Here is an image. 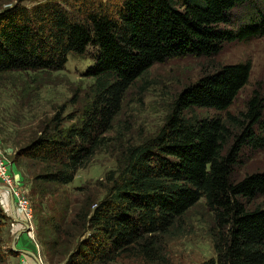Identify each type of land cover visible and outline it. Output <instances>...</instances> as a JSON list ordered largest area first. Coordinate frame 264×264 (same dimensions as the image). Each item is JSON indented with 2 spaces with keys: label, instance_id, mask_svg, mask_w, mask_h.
Segmentation results:
<instances>
[{
  "label": "trees",
  "instance_id": "obj_1",
  "mask_svg": "<svg viewBox=\"0 0 264 264\" xmlns=\"http://www.w3.org/2000/svg\"><path fill=\"white\" fill-rule=\"evenodd\" d=\"M257 3L43 0L1 11L0 74L60 72L71 54L94 51L86 72L93 80L88 103L67 117L65 110L57 113L17 158L43 166L36 180L71 184L95 155L122 143L125 136L109 134L126 94L154 65L188 55L212 60L227 43L264 37V11ZM238 8L249 15L236 24L231 14ZM251 74V62L228 64L186 86L154 136L122 145L102 200L92 205L86 199L71 221L67 209L47 220L57 235L48 244V256L67 255L71 247L66 264H109L120 258L167 264L168 239L203 200L215 222L216 256L202 264H264V207L250 208L264 196V172L234 178L245 151L264 150V93L255 90L244 110L229 111ZM196 109L218 115L199 117ZM9 221L0 205V264L13 255L4 248ZM85 234L76 246L66 240Z\"/></svg>",
  "mask_w": 264,
  "mask_h": 264
},
{
  "label": "rangeland",
  "instance_id": "obj_2",
  "mask_svg": "<svg viewBox=\"0 0 264 264\" xmlns=\"http://www.w3.org/2000/svg\"><path fill=\"white\" fill-rule=\"evenodd\" d=\"M41 1L3 0L0 12L16 3L31 7ZM257 4L264 11V0H258ZM248 15V9L238 8L231 14V20L237 24L245 21ZM93 52L90 49L84 56L71 54L65 70L60 72L0 74V162L9 168V173L15 179V187L30 200L33 225L27 234L36 250L32 237L37 241L39 256L44 264H66L74 250L69 247L67 255L48 256V244L57 235L46 225L47 220L58 217L67 209V219L71 221L75 211L81 208L86 199H91L92 205L102 200L110 186L106 181L108 173L119 167L122 145H137L154 136L164 124L169 106L186 86L196 82L206 72H212L223 65L248 61L252 64L250 82L229 111L237 114L244 110L255 90L264 93V37L227 43L212 60L188 55L156 64L126 94L122 111L109 134L113 138L125 136L115 150L100 151L87 167L78 171L69 185L36 180L42 174L43 166L24 157L17 158L18 150L39 137L57 113L65 110L63 116L67 117L76 114L88 103L93 80L86 76V72L93 65ZM194 114L199 117L218 115L214 110L207 109H196ZM257 172H264V150L245 151L243 163L237 168L234 178L240 180ZM258 206L264 207V196L258 197L250 208ZM20 225L23 230L26 229ZM62 229L73 232L70 227L62 226ZM215 230L213 214L202 200L182 219L181 231L168 239L167 264H202L215 257ZM87 236L85 234L73 240L61 235V239L69 240L76 246ZM109 264L150 263L140 259L120 258Z\"/></svg>",
  "mask_w": 264,
  "mask_h": 264
},
{
  "label": "crops",
  "instance_id": "obj_3",
  "mask_svg": "<svg viewBox=\"0 0 264 264\" xmlns=\"http://www.w3.org/2000/svg\"><path fill=\"white\" fill-rule=\"evenodd\" d=\"M0 185L4 186L1 181ZM11 193L7 190L0 189V205L5 214L10 218L8 226L4 231L5 249L13 251V255L10 256L8 264H20L23 257L36 264L34 245L29 234L24 233L19 238L17 235L23 231L22 226L16 221L13 222L14 213L11 204ZM16 248L14 249V246Z\"/></svg>",
  "mask_w": 264,
  "mask_h": 264
},
{
  "label": "built area",
  "instance_id": "obj_4",
  "mask_svg": "<svg viewBox=\"0 0 264 264\" xmlns=\"http://www.w3.org/2000/svg\"><path fill=\"white\" fill-rule=\"evenodd\" d=\"M0 180L2 181V184L6 187H8L12 191V195L14 196L15 199V206L17 209V214L23 223L27 224L28 227L32 228L33 225V208L30 204V200L19 192L17 187H15V179L13 176L9 173V168L0 162ZM25 228V227H24ZM30 233V232H28ZM34 240V244L37 247V250L35 249L34 254H35V261L36 264H44L41 257L39 256L40 250H39V245L37 241L35 240L34 237H32ZM20 264H33L30 262L27 257H23L21 259Z\"/></svg>",
  "mask_w": 264,
  "mask_h": 264
},
{
  "label": "water",
  "instance_id": "obj_5",
  "mask_svg": "<svg viewBox=\"0 0 264 264\" xmlns=\"http://www.w3.org/2000/svg\"><path fill=\"white\" fill-rule=\"evenodd\" d=\"M0 189H2V190H7V191H9V192L12 194V191H11L8 187H6V186H2V185H0ZM11 204H12V208H13V213H14L15 220H16L18 223H20V224H22V225H24V226L26 227L25 230H23L22 232H19V234L17 235V237L19 238L21 235H23L24 233H27V232L29 231V227H28L27 224L21 222V220L18 219V217H17V215H16L15 199H14V196H13V195H11ZM15 248H16V245L14 246V249H15Z\"/></svg>",
  "mask_w": 264,
  "mask_h": 264
}]
</instances>
